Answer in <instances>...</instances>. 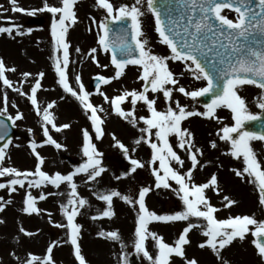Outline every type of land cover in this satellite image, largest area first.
Segmentation results:
<instances>
[{"label": "rangeland", "instance_id": "rangeland-1", "mask_svg": "<svg viewBox=\"0 0 264 264\" xmlns=\"http://www.w3.org/2000/svg\"><path fill=\"white\" fill-rule=\"evenodd\" d=\"M47 2L50 5L60 6V0H47ZM111 2L119 6L122 3L131 5L135 0H111ZM17 3L18 6L31 10L43 7L44 0H17ZM12 7L10 0H0V26H7L10 23L8 18H15V23L20 26L22 34H18L16 30L13 31L12 36L6 33L0 34V58H3L7 69L16 67L15 71H6L5 73L13 81V87H20L19 82L14 80L13 76L20 72H28L32 75L24 78V86L20 92L5 86L0 80V84L4 88L0 89V108L4 107L3 98L6 93L7 114L14 116L17 111L23 113V119L15 122L19 133L6 150L4 166L34 171L37 159L31 150L30 143L35 141L36 150L45 160L41 166L43 171L50 175L57 171L61 174L74 171L75 167L87 159L83 155V130L87 129L91 142L102 153L99 158L106 171L94 182L88 181L86 174L83 173L74 176L79 195L88 201L80 209L81 214L76 217V222L81 225L78 242L86 264H122V253L127 254L128 259H132L129 264H152L142 253L137 254L134 248L138 205H130L119 197H114L112 204L114 216L111 218L98 216L107 208L106 202L98 199L99 192H107L112 189L135 197L141 187H150L151 191L146 195L145 203L150 211L159 215L174 214L184 208L180 196L173 191L178 188L174 181L169 180L171 188L155 187L152 168L158 167V162L155 165L149 163L152 155L149 144L145 141H141L139 144L135 143L141 135H144L140 129L145 128L146 125L138 118L150 115L147 106L143 102H137L135 117L138 122L133 125L130 118L121 117L114 111L110 100L106 102L99 94V92H103L112 98L122 94L125 90H141L143 81L138 79L140 68L129 65L118 79L111 80L107 85L103 84L99 92L96 90L92 92L90 83L93 78L98 75L114 77L115 68L111 64L110 52H105L98 46V29L92 23L93 17L98 22L102 20L105 10L97 6L96 0H77L74 6L77 22L72 24L66 33V40L70 45L69 64L66 72L71 87L79 91V83L75 79L79 75L84 89L91 93L90 102L94 106L103 108V111H98V115L103 121L101 124L103 134L97 139L95 128L90 119V111L84 110L80 101L59 84L55 66L45 58L47 54L48 58L52 54L54 60L57 57L62 59V50H56L55 42L51 36L52 14L47 11H38L35 15H29L13 12ZM142 10L145 11V15L142 17V28L152 50L158 55H170L169 48L159 42L158 33L155 31V18L147 11L146 0L142 5ZM225 12L229 18L235 19L234 12L227 10ZM28 28H32L33 31L29 33ZM11 44L14 45L13 52H17L16 55H12L13 52H8V46ZM93 47L97 48L95 55L99 64L93 61L89 55L90 49ZM103 65H108V67L104 68ZM169 68L176 74L179 85L184 86L187 90L202 87L206 83L196 81L180 61L170 60ZM40 72L44 73L42 78L37 76ZM181 73L183 75H180ZM37 78L41 80L42 85L37 91L38 106L42 109L48 103L55 101L54 108L49 111L53 113L56 124L67 123L70 125L69 128L59 132L49 125L50 134L57 142L65 145L64 148L56 149L53 145L43 143L46 137L42 132V115L37 114V106L32 105L30 99V89ZM240 94L245 97L253 113L259 111L256 105L254 106V102L256 104L254 97L260 95V89L246 85ZM148 95L150 98L155 96L157 110H166L167 104L162 93H151L150 91ZM173 98L179 100L181 105H188L190 110L195 109L200 112L205 110L199 103V97L193 100L174 91ZM132 107L130 98L121 104V108L126 112ZM215 117L222 119L193 116L182 122L181 126L188 128L193 133L195 146L201 148L203 152L202 156H198L199 163L193 170L192 182L206 183L213 174L217 176V185L205 189V195L209 202L218 209L214 213L217 219H226L236 215H253L258 220H264V206L259 203L258 187L248 183L246 178L242 179L235 175L234 170L242 169L244 166L243 158L237 159L231 156L230 143L221 141L218 136L219 129L224 125L230 126L234 123L231 112L229 109L221 107L216 110ZM28 129L32 131L29 132ZM152 139L155 140V136ZM116 140L128 148L127 156L116 145ZM212 141L216 143L215 148L211 147ZM169 142L184 161L182 167L174 161L171 162V166L181 173H185L191 167L188 153L178 147L175 135L169 136ZM252 146L258 159L264 163V142L253 141ZM133 149L135 150L133 151ZM129 157L141 161L144 167L137 168L128 176H122V173L129 172L132 167ZM161 174L163 173L161 172ZM117 176L121 178L116 179ZM7 179L8 177H0V182H6ZM17 189L14 193L0 189V197H3V202H6L4 209L0 211V221H2L0 222V264H17L19 260L23 262L29 253L43 257L53 241L57 242L52 252L55 264L75 262L76 259L72 253L74 246L70 244L68 229L56 226L57 224H67L61 209V205L67 202L71 192L67 182L61 183L58 188L51 184H44L39 188L28 189L26 184L24 188L17 186ZM27 191L36 197L44 194V199L36 201L37 207L41 210L39 213L29 214L23 211ZM225 196L234 200L235 203L225 207ZM94 216L98 218L92 219ZM188 222L200 224L201 227L193 228L188 234L190 243L184 246L187 258H196L198 264H225V262L226 264H264V259L258 255L253 243L256 238L251 232L247 233L243 240L237 238L232 244L222 249L218 259L209 247L206 246L203 249L198 247V244L206 239L202 235L203 226L206 224L203 218L190 217L189 221L174 222L152 221L148 225V230L157 233L166 243L174 245ZM21 228L25 231L22 232ZM113 230H118L124 247H122L121 241H113V250L109 251V248L101 250L102 244L109 245L112 240L106 236H100L98 233ZM26 232H31L33 235L29 236ZM145 247L149 254L155 258L158 253L156 241L149 236L145 241ZM170 264H186V260L173 254L170 257Z\"/></svg>", "mask_w": 264, "mask_h": 264}, {"label": "snow or ice", "instance_id": "snow-or-ice-1", "mask_svg": "<svg viewBox=\"0 0 264 264\" xmlns=\"http://www.w3.org/2000/svg\"><path fill=\"white\" fill-rule=\"evenodd\" d=\"M10 2L13 5L11 9L13 12L35 15L38 11H47L52 14L51 36L55 42L56 50H62V59L57 57L55 60V71L59 76V84L80 101L84 110L90 111V119L95 128L97 139H99L103 134L101 128L103 121L98 115V111H103V108L94 106L90 102L91 93L84 89L79 75L75 77L79 83V91L71 87L66 72L70 47L66 40V33L68 28L77 22L74 10L77 0H60V6L50 5L47 0H44L43 7L31 10L18 6L17 0H10ZM144 2L145 0H135L131 5L122 3L116 6L111 0H96L97 6L105 10V16L99 22L94 17L92 18V23L98 29L97 44L103 51L110 52L111 64L115 68L114 77L98 75L97 91L99 92L100 84L107 85L111 80L118 79L123 75L127 66L134 65L140 68L138 79L143 81L141 90H125L122 94L112 98L103 92H99V94L106 102L110 100L114 111L121 117L130 118L133 125L138 122L135 117L137 102H143L147 106L150 115L138 118L146 125L145 128L140 129L144 135H141L135 143L139 144L141 141H145L149 144L152 150L149 163L155 165L158 162V167L152 168L155 187L171 188L169 180L174 181L178 188L173 191L180 196L184 208L174 214L159 215L150 211L145 203V197L151 191L150 187H141L135 197L112 189L107 192H99L98 199L106 202L107 208L98 216L108 218L114 216L115 213L112 210L114 197H119L130 205H138L134 248L137 254L142 253L152 264H170V257L173 254L185 258L186 264H198L196 258L186 257L184 246L190 243L189 232L193 228L201 227L200 224L188 222L174 245L166 243L157 233L148 230V225L152 221H189L190 217L203 218L206 221L202 232L206 239L199 243L198 247L201 249L209 247L218 259L222 249L232 244L237 238L243 240L249 232L256 237L253 243L258 255L264 259V220H258L253 215H236L226 219L216 218L214 213L218 209L209 202L205 195V189L217 185V176L213 174L206 183L192 182L193 170L199 163L198 156H202L203 152L201 148L195 146L193 133L188 128L181 126L183 121L193 116L222 119L215 117L216 110L221 107L229 109L234 123L230 126L224 125L219 129V139L230 143L231 156L237 159L243 158L244 166L242 169L234 170L235 175L242 179L246 178L248 183L258 187L259 203L264 206V163L258 159L252 146L253 141L264 142V131L250 130L254 127L264 129V0H160L159 7L157 0H146L147 11L155 18V31L158 33L159 42L170 50L168 56L156 54L143 31L142 17H144L145 11L142 10V5ZM172 3L179 5L178 19L173 15L170 7ZM225 10L234 12L235 19L229 18ZM8 19L10 23L7 26H0V34L6 33L12 36L14 30L18 34H22L20 26L11 21V18ZM27 31L30 33L33 29L28 28ZM96 53V47L90 49L89 55L93 61H96ZM170 60L182 62L191 76L196 81L206 82L205 85L193 90H187L184 86L179 85L176 74L169 68ZM96 62L99 64L98 61ZM103 67L107 68L108 65H103ZM6 71H15V69H7L3 58H0V80L5 86L20 92V88L13 87V81L6 76ZM31 75L28 72L22 73L24 78ZM37 76L42 78L44 73L40 72ZM246 85L260 89V95L254 97L256 107L259 109L255 113L250 110L245 97L240 94ZM41 87V80L35 79L34 85L30 89V99L32 105L37 106V114L42 115V132L46 137L43 143L53 145L56 149L64 148L65 145L57 142L50 134L49 125L57 132L69 128L70 125L67 123L56 124L53 113L49 111L54 108L55 101L48 103L42 109L38 106L37 91ZM150 91L151 93H162L167 104L166 110H157L155 96L150 98L148 95ZM174 91L193 100L205 96H209L210 100L203 105L205 109L203 112L195 109L190 110L188 105H181L179 100L173 98ZM129 98L133 107L126 112L121 108V104ZM3 99L4 107L0 108V117L7 115V119L11 120L13 124L17 120L23 119V113L19 111L14 116L8 115L6 93ZM9 131V124L5 119H0V141H5L0 145V177H8L6 182H0V189L14 193L18 190L17 186L24 188L26 184L28 189L39 188L44 184H51L58 188L61 183L67 182L71 192L67 202L61 205L67 224H57L56 226L68 229L70 244L74 246L75 259L79 261V264H86L78 242L81 225L76 222V217L81 214L80 209L88 201L79 195L74 176L83 173L86 174L88 181L93 182L101 177L106 171L99 158L102 153L91 142L89 132L85 129L83 130V155L87 159L75 167L74 171L67 174L57 171L51 175L43 171L41 166L45 160L36 150L35 141L30 143L31 150L37 159L35 170H19L16 167L3 164L6 159V150L12 143ZM28 131L32 130L28 129ZM170 135H175L178 147L188 153L191 167L185 173H181L171 166V162L174 161L182 167L184 161L169 142ZM153 136H155V140L152 139ZM113 138L115 139L114 136ZM115 142L127 156L128 148L119 140ZM211 147H216L215 141L211 142ZM129 159L132 167L129 172L122 173V176H128L137 168L144 167L141 161L130 157ZM120 178V176L116 177V179ZM44 198V194L36 197L27 191L23 211L29 214L39 213L41 210L37 207L36 201ZM224 200L226 201L225 207L235 203L227 196L224 197ZM5 203L3 197H0V211L4 209ZM97 218L96 216L92 217V219ZM250 226L252 227L250 228ZM21 231L25 230L21 228ZM26 234L33 235L31 232H26ZM98 235L106 236L113 241H121L118 230L101 231ZM149 236L156 241L158 248L155 258L149 254L145 247V241ZM56 244L57 242L53 241L43 257L29 253L22 264H55L52 252ZM122 247H124L123 243ZM121 256L122 264H129L127 254L122 253Z\"/></svg>", "mask_w": 264, "mask_h": 264}, {"label": "bare ground", "instance_id": "bare-ground-1", "mask_svg": "<svg viewBox=\"0 0 264 264\" xmlns=\"http://www.w3.org/2000/svg\"><path fill=\"white\" fill-rule=\"evenodd\" d=\"M15 18H11V21H13V22H15ZM13 49H14V45L13 44H11L10 46H8V52L10 53H12L13 52ZM46 50V49H45ZM17 54V52H13L12 53V55H16ZM50 57L48 58V54H47V56H45V58L49 61V62H51L52 63V65H54L55 66V60H54V57L52 56V54H50L49 55ZM12 67V66H11ZM13 68L15 69L16 67L15 66H13ZM22 73L23 72H20V74H18V75H16V76H13V78H14V80H16V81H18L19 82V88H20V91H22V89H23V81H24V77L22 76ZM0 89H4L3 88V86L0 84ZM256 104H255V102H254V106H255ZM253 108H255V107H253ZM259 156V158H260V154L258 155ZM93 212V211H92ZM113 240L112 241H110V243H109V245H106V244H102L103 246H101V250H104V249H107V248H109V251L110 250H113L114 248H113ZM72 253L74 254V247H73V249H72ZM83 255V254H82ZM131 258L130 259H128V261H129V263L131 262ZM17 264H22V262H21V260H19L18 262H17Z\"/></svg>", "mask_w": 264, "mask_h": 264}, {"label": "water", "instance_id": "water-1", "mask_svg": "<svg viewBox=\"0 0 264 264\" xmlns=\"http://www.w3.org/2000/svg\"><path fill=\"white\" fill-rule=\"evenodd\" d=\"M159 3H160V0H157V6L158 7H159ZM170 7L172 8L173 15L176 16V18L178 19L177 13L179 11V5H177L175 3H172L170 5ZM181 23H182V21H181ZM97 83H98V80H95L94 84H93V88H97ZM209 100H210L209 96L200 97V101H201L202 104L208 103ZM0 119H5V121L9 124V127H10L9 137L12 138L17 132L16 129L14 128V125H13L12 121L8 120L6 116L0 117ZM250 130H253V131H264V129H261L259 127L250 128ZM4 142L5 141H0V145H2Z\"/></svg>", "mask_w": 264, "mask_h": 264}]
</instances>
